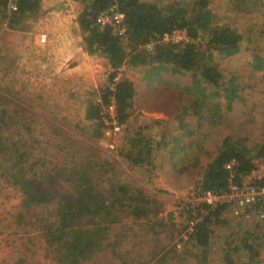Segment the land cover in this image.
Returning a JSON list of instances; mask_svg holds the SVG:
<instances>
[{
    "label": "trees",
    "instance_id": "1",
    "mask_svg": "<svg viewBox=\"0 0 264 264\" xmlns=\"http://www.w3.org/2000/svg\"><path fill=\"white\" fill-rule=\"evenodd\" d=\"M16 1L18 10L9 13L8 0H0V20L7 22L10 31H27L30 22L35 21L42 12V0ZM72 1L83 7L78 15V23L86 53L106 58L110 68L108 84L99 90L103 104L108 106L110 101L116 102L117 120L127 132L137 97L135 84L122 76L114 91L111 90L115 76L124 67L142 69L145 84L153 91L160 92L158 85L162 84L163 88L176 86L180 91L181 104L171 119L149 120L127 140L122 153L132 167L153 170L157 153L168 148L171 149L172 161L180 155L177 164L190 159L189 150L195 144L188 146L185 140L194 138L208 124H222L225 115L231 113L237 103L247 101L239 79L227 75L217 60L238 55L245 43L256 46L255 38L245 37L236 28L220 24L210 7V0H191L189 3L163 6L145 0ZM230 2L234 12L243 17L264 9V0ZM112 7L124 15L126 32L123 36L116 35L112 27L101 29L96 24L97 16ZM174 32L185 34L190 42L164 41ZM252 68L263 72L264 57L257 55ZM176 76H188L192 81L187 85L168 82L167 77ZM86 102L85 121L92 125H77V129L89 130L94 139L101 140L105 129L102 106L92 96ZM6 115L7 111H1L0 107V182L16 187L22 194L19 221L38 228L46 243L47 256L56 264H155L158 252L152 255L140 253L141 239L134 243L130 248L132 250H125V234L117 235V228H124L127 219L132 218V229L126 228L125 231L131 232L130 235L134 232V238L146 236L144 244L150 245L153 244L152 236L159 234V228L175 227L174 215L170 214L167 221L160 220L162 208L159 204L143 192L131 195L127 186L118 183L111 185L110 192L101 191L90 178V161L87 165L84 162V165L73 164L72 168L61 167L57 178L47 169L39 174L36 162L29 160L32 154L22 152L20 141H16L18 134L5 138L1 133V130L4 133L10 131ZM191 117L199 121L195 130L186 123ZM176 124L183 129L184 135L177 136L172 132ZM255 142L252 143L244 135L226 137L205 168L203 191L227 192L231 182L238 183L250 175L256 168L255 163L264 159V140ZM58 148L72 160L76 159L62 146ZM200 152L204 151L200 149ZM203 155L208 153L204 152ZM190 160L194 163L187 167L195 168L201 159L194 155ZM231 163L235 164L229 170L227 166ZM58 177L72 186V193L57 195L54 187ZM258 184L264 187V178ZM51 205L54 206L52 210L49 209ZM262 205L255 209H260ZM197 208L196 217L192 215L193 210L188 211L183 227L185 232L193 220H198L190 227L193 230L186 242L191 243V249L179 251L174 245L158 260V264H192L189 258H192L194 249L201 251L194 256L196 264H208L209 258L214 255L212 237L215 228L228 223L223 219V214L230 208L227 205L210 207L206 203H200ZM202 209L206 215L200 213ZM257 228L254 232H245L241 237L238 234L237 241L226 244L220 251L221 264H263L260 257L264 244L259 231L264 228V223H259Z\"/></svg>",
    "mask_w": 264,
    "mask_h": 264
},
{
    "label": "rangeland",
    "instance_id": "2",
    "mask_svg": "<svg viewBox=\"0 0 264 264\" xmlns=\"http://www.w3.org/2000/svg\"><path fill=\"white\" fill-rule=\"evenodd\" d=\"M145 1L163 6L177 2L189 3L191 0ZM53 3L54 6L50 8L52 13L63 14L62 3L57 0ZM47 4L50 5L48 1ZM210 7L220 24L236 28L245 37H254L256 46L245 43L238 55L217 60L227 75L239 79L247 101L237 103L234 110L225 115L222 124H208L194 138L185 140L188 146L195 144L189 150V158L198 155L201 159L195 168L187 167L194 163L190 159L177 164L180 155L172 161L170 148L157 153L153 170L132 167L122 153L129 137L135 131L138 133L140 127L149 120L166 121L178 112L181 99L176 86L163 88L162 84L158 85L160 92L153 91L146 86L142 69L124 67L121 74L134 82L137 97L133 115L128 121L129 131L123 128L121 134L113 139L116 149H111L108 137L103 135L101 140H96L89 130L85 132L77 129V125H92L85 121L86 101L90 96L97 101L101 97L99 90L108 84L110 68L107 59L89 56L85 49L84 54L79 50L81 42L84 47L81 29L80 32L73 31V35L69 37V50L65 57V50H61L64 45L60 40V33L54 30L53 34H48L52 20L46 19L45 14L31 21L27 31H10L7 29V22L0 20V107L1 111H7L10 128V131L4 133L1 130V133L5 138L18 134L15 136L16 141H20L22 152L32 154L29 160L36 162L39 174L47 169L57 178L61 167L72 168L73 164L77 166L84 162L87 165L90 161V178L101 191L110 192L111 185L118 183L127 186L131 195L143 192L159 204L162 208L160 220L167 221V217L173 214L175 227L159 228V234L152 236L153 244L150 245L144 244L146 236L134 238V232L130 235L131 232L125 231L126 228L132 229V218L127 219L124 228H117V235L125 234V250H132L130 248L134 243L141 239L140 253L152 255L155 251L158 252L155 264L174 245H177L179 251L191 249V243L186 242L193 230L190 227L198 220H193L185 232L183 227L188 211L193 210V217L197 216L195 209L201 202L195 199L196 193L203 191L202 177L205 168L215 157L223 140L234 135H244L252 143L264 140V71L258 72L252 68L257 55L264 57V9L243 17L234 12L230 0H210ZM82 9L81 5L76 7L71 19L76 21ZM43 33L50 37L47 48H41L38 42ZM167 80L180 85H187L192 81L188 76L167 77ZM186 123L194 130L199 125L194 117L188 118ZM175 126L172 132L177 136L184 135L180 125ZM59 146L72 153L71 157L76 159L66 156V152L60 150ZM200 149L208 155H203L204 152H200ZM184 166L187 168L184 169ZM54 188L59 196L73 192L72 186L62 177H58ZM22 200V194L16 187L0 182V264H56L47 256L46 243L37 231L38 228L19 221ZM257 206L253 208L249 218L236 216L230 207L223 214V219L228 223L215 228V235L212 237L214 255L209 258L208 264H221L220 251L226 244L237 241L238 234L241 237L247 231L258 230V224L264 223V219L260 218L264 205L255 209ZM53 207L51 205L49 209L52 210ZM200 213L205 214L203 209ZM115 231L116 228L112 232L113 240ZM259 232L264 244V228ZM200 252L199 249L193 250L192 258H189L192 264H196L194 256ZM260 261L264 264V249Z\"/></svg>",
    "mask_w": 264,
    "mask_h": 264
},
{
    "label": "built area",
    "instance_id": "3",
    "mask_svg": "<svg viewBox=\"0 0 264 264\" xmlns=\"http://www.w3.org/2000/svg\"><path fill=\"white\" fill-rule=\"evenodd\" d=\"M18 4L16 0H8V12H16ZM96 24L101 28L112 27L114 33L123 36L126 32L124 27V15L116 8L112 7L101 12L96 18ZM184 36V38H183ZM166 42H189L188 38L180 32H174L172 35L166 36ZM41 48H47L50 45V37L47 34H41L38 39ZM122 75L118 73L111 85V90L114 91L115 85L121 80ZM97 102L102 106V121L105 125L104 136L109 138L110 148L116 149L115 137H118L123 130V126L117 120L116 102L110 101L108 106L103 104L102 98L99 97ZM235 163L227 166L231 170ZM256 168L253 172L243 177L240 182H231L227 192L201 191L196 193V200L201 203H206L210 207L217 205H227L232 209L236 216L249 218L253 213V208L261 203H264V187L258 182L264 178V159L258 160ZM233 177H231V180ZM264 219V212L260 215Z\"/></svg>",
    "mask_w": 264,
    "mask_h": 264
},
{
    "label": "crops",
    "instance_id": "4",
    "mask_svg": "<svg viewBox=\"0 0 264 264\" xmlns=\"http://www.w3.org/2000/svg\"><path fill=\"white\" fill-rule=\"evenodd\" d=\"M47 1L49 2L50 5L47 4ZM56 0H42V12L40 13V15H46L45 18L46 19H51L52 21L50 23H52L51 29L49 31V35L53 34L54 30H57L60 33V40L62 42V45H64L63 47H61V50H65V57L68 54L69 48H67L69 42V37H71V35H73V31L74 32H80V26L78 23V19L72 20L71 15L74 12V9L76 7H79V5L77 3H73L71 0H57L59 2L62 3L63 5V14H55L54 12L52 13V11L50 10V8H52L54 6V3ZM81 13V11L79 12ZM39 15V16H40ZM51 18H48V17ZM72 20V23L70 22ZM78 23V24H77ZM79 50H81V52H83V54L85 53L84 51V47H83V42H81V44H79ZM73 52V50H71ZM63 54V53H62Z\"/></svg>",
    "mask_w": 264,
    "mask_h": 264
}]
</instances>
